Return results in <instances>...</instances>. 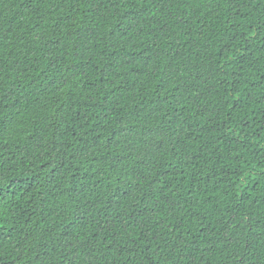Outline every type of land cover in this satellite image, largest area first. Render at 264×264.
<instances>
[{"label": "trees", "instance_id": "obj_1", "mask_svg": "<svg viewBox=\"0 0 264 264\" xmlns=\"http://www.w3.org/2000/svg\"><path fill=\"white\" fill-rule=\"evenodd\" d=\"M0 264H264V0H0Z\"/></svg>", "mask_w": 264, "mask_h": 264}]
</instances>
